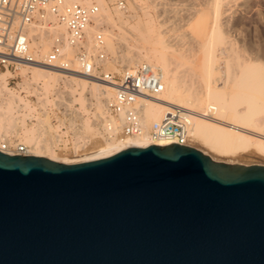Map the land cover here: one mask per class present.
Returning a JSON list of instances; mask_svg holds the SVG:
<instances>
[{"label":"water","instance_id":"1","mask_svg":"<svg viewBox=\"0 0 264 264\" xmlns=\"http://www.w3.org/2000/svg\"><path fill=\"white\" fill-rule=\"evenodd\" d=\"M0 264H264V166L195 148L0 152Z\"/></svg>","mask_w":264,"mask_h":264},{"label":"bare ground","instance_id":"2","mask_svg":"<svg viewBox=\"0 0 264 264\" xmlns=\"http://www.w3.org/2000/svg\"><path fill=\"white\" fill-rule=\"evenodd\" d=\"M66 1L69 4L87 5L95 2L99 6L94 23L85 31L86 49L89 53L96 55L94 40L100 32L105 36L104 52L111 54L114 62L121 63L127 70L142 63L157 68L163 76V91L158 96L140 100L142 133L127 136L121 134V123L107 115V105L116 92L113 83L45 66H26L21 71L26 74L29 70L31 78L25 80L21 86L36 95L40 108L53 104L58 106L66 102H81L82 109H94L92 120L83 118L81 114L79 138H91L95 141V148L79 154L77 145L74 156L78 158L69 159L59 156L56 152L57 134L46 121L47 117H37L33 113L35 107L9 87L8 76L11 72L5 71L0 73V136L15 137L30 148L31 156L63 164H77L106 158L128 148L170 145L167 141H150L149 134L153 123L160 121L171 108H178L186 114L191 124L188 146H193L191 142H200L208 147V152L202 150L203 154L215 162L264 166V117L261 119L259 116L260 111L264 109V51L252 44L244 46L241 40L238 41V47L233 45L224 30L232 23L235 28L232 29L239 39L243 36V30H246L243 26L244 19L250 18L253 12L257 17H262V6L253 0H210L207 12H200L203 17H199L201 22L198 25L202 23L203 27L199 34L187 35L183 32L185 34L182 35L181 32L176 36L173 33L176 36H172V40L175 38L174 47L167 43L161 33H153V18L150 17L152 22L146 21V26L149 24L151 28L145 27L148 28L145 31L138 30L140 25V28L143 27L138 21V28H133L132 24L129 27L132 26L131 29L138 30L139 33L132 35L128 52L119 56L116 48L119 36L112 30H99L104 25L112 28H117V24L124 26L123 24L135 15H124L118 6V9L114 7L113 15L106 0ZM177 26L175 25L176 31L180 29ZM29 37L35 56L43 58L50 52L55 38L65 40L67 33L63 26L39 25L31 27ZM64 50L67 58L74 60L75 50L67 44ZM218 51L221 54L232 52L226 59L223 57L224 71L221 70L222 64L220 65L219 56L216 54L217 52L219 55ZM246 51L252 55H247ZM199 54L202 58H199ZM107 64L109 61L106 59L103 62L104 69L109 70ZM60 81L70 87L66 89V94L57 90ZM74 84L78 86L77 89ZM78 90V97L74 99ZM86 94L90 95L93 103ZM26 116L35 118L37 122L32 127H27ZM85 129H89L92 134H88ZM249 158L257 160L249 161ZM254 161L255 163H252Z\"/></svg>","mask_w":264,"mask_h":264},{"label":"built area","instance_id":"3","mask_svg":"<svg viewBox=\"0 0 264 264\" xmlns=\"http://www.w3.org/2000/svg\"><path fill=\"white\" fill-rule=\"evenodd\" d=\"M123 2L119 8H123ZM99 13V6L92 2L69 4L66 0H0V69L17 71L26 66H45L61 72L83 75L85 77L113 83L116 87L114 97L107 105V115L121 123V134L127 136L142 133V116L140 100L145 97L158 96L164 88L163 76L154 66L142 63L115 76L103 70L106 60L103 35L98 32L94 40L96 55L86 49V29L94 23ZM65 27V40L55 38L50 52L43 58H37L31 49L29 32L35 26ZM65 44L75 50L74 60L67 58ZM57 90L67 93V85L60 81ZM74 103L46 105L35 113L50 114L51 107L66 120H54L56 125V151L64 153L68 150L82 154L91 148L94 140L79 138L80 124L73 108ZM26 121H35L27 118ZM52 126V125H51ZM190 121L186 114L178 108H171L160 121L153 123L150 141H167L171 144L188 146ZM53 127V126H52ZM54 128V129H55ZM110 130V125L108 124ZM0 152L9 156H31L30 148L15 137L0 136ZM74 155V154H73ZM74 158H78L77 156Z\"/></svg>","mask_w":264,"mask_h":264},{"label":"rangeland","instance_id":"4","mask_svg":"<svg viewBox=\"0 0 264 264\" xmlns=\"http://www.w3.org/2000/svg\"><path fill=\"white\" fill-rule=\"evenodd\" d=\"M253 1L256 2L257 4H259L260 6H262L261 7L262 11H263L262 17H257L256 13L253 12L252 13L253 15L251 14L250 18L248 17V19H247L248 21L245 20L246 19L245 18L244 19L245 22L243 21L244 22L243 26H244V29H246V30H243V34H242L243 36H241L239 39H238L236 32L233 31L235 28H234L232 23H231L232 27H231V24H229L230 27L226 26L224 30L226 32L225 34H226L227 38L231 41V43H233V45L238 47L240 45L238 43V41L241 40V41H243L242 43L245 44L244 46L252 44L254 47L255 46L259 47V48L261 47L260 49H263V51H264V5H261V4H264V0H253ZM120 2H123V4H124L123 9L120 8V12L122 11V13H124V15H128V14L129 15H135L136 17L135 16H133V17L137 18L138 20L131 17L130 18L131 20L129 19V21H128L130 24L128 22L126 24H123L124 26L117 24L118 27H121L120 28L121 30L118 29V27L112 28L108 25L107 26L104 25L103 27H101V29L99 31L112 30V32H114V34L119 36V37H117L116 48H117V54L119 56H122L124 53L128 52V50H129L128 46L129 45L131 46L132 37L134 35H137L140 30H144V31L148 30V28H151V26L152 27L154 26V29H152L153 33H155L156 35L158 33H161L164 36V39L167 41V43L171 44V46L174 45V39H175L174 37H176L177 34H181V32H182V35L185 34L183 32H186L187 35H190L191 33H192L191 35H193V33L199 34L200 29L203 27V26H201L202 23H200L201 24L200 26L198 25L199 22H201L200 21L201 19H199V17L202 16V13H200V12H203V11L207 12V7H208L210 0H114V1L113 0H106L107 6L111 10V13H113V15H115L114 14V12H115L114 7L117 8V6H118V8H119ZM131 5L133 6L134 10H131V9H133V8H131ZM156 7H158V8H156ZM156 9H160V10L157 11ZM143 11H145V12H143ZM147 12L149 14H147ZM145 13H146V15H145ZM175 15L177 18L175 17ZM138 17L140 18V20ZM150 17L153 18V20ZM147 20L148 21L152 20L154 23L152 21L151 22L154 25L151 24V26H150L149 24H147V26H146ZM138 21H139V24H143L142 25L143 29L140 28L141 25L139 26L140 29L138 28V25H139ZM148 21H147V23H148ZM141 22H143V23H141ZM131 24H132L133 28L137 27L139 31L138 30L135 31V29L132 30L131 29L132 26L129 27V25H131ZM175 25H178L177 26L178 28L180 27V29H178L179 31L175 30V28H176ZM145 27H148V28H145ZM227 28H229L230 31H228ZM232 28H234V29H232ZM134 32H137V33L134 34ZM173 33H175L174 35H176V36H174ZM234 34H235V36H234ZM130 36H131V38H129ZM172 36H174L173 40H172ZM104 37L105 36H103V39H104ZM258 44H259V46H258ZM218 52H220V51H218ZM248 53L249 52H247L246 54L252 55L251 52L249 54ZM216 54H217V56H219L218 58H219L220 65L222 64L221 70L223 69L222 71H224V66H223L224 64L223 63H224V60L226 59L225 57L232 55V52L227 51V53H222V54L220 52L219 55L216 52ZM105 55H106V59L109 61V64H107L109 66V68H108L109 70H106L103 67V70L105 72L112 73L115 76H118L123 71L127 70L126 67L122 66L121 63L114 62L111 54L105 53ZM199 58H202V56L200 54H199ZM262 63H263V59H262ZM22 69H25V67H23L17 71L8 70L9 73L11 72L8 76L9 87L17 95H20L25 100L29 101L33 106L37 107V109H40V107L37 103L36 95L34 93L27 92V90L23 89L21 86L25 80L31 78V72H29V70H28V71H26V74H24L22 72L23 71ZM4 72H5L4 69H0V73H4ZM76 87L78 88V86L75 85V88ZM68 89H70V87H68ZM79 92H80L79 90H78V92L76 91V93H75L76 96L73 97L74 99H75V97L76 98L78 97L77 93H79ZM86 97L89 99L90 95L86 94ZM90 102L93 103L91 98H90ZM69 103H72V102H69ZM80 103L81 102H78V103L74 102V104H73V108H76L77 112H78L75 115V118L79 124H81V114L83 115V118H85V119L89 118L90 120H92L93 119V112H94L93 108L87 109V110L82 109ZM41 108H43V106H41ZM37 109L35 111H37ZM55 110H56L55 107H51L50 114L47 116V120H46L50 125L53 126L52 128H55L57 125V124H55V122H53L54 120L57 123H58V121H61V119L66 120L65 117H63L62 115H59V112H57ZM35 111L33 113L37 117L45 118V116H42L41 114L38 113L39 111L37 113H35ZM259 116L261 119H263L264 109H262L260 111ZM27 118H29V116L25 117V125L27 127H32L37 122V121L36 122L35 121H26ZM32 119H35V118H32ZM54 130L56 131L57 129L55 128ZM85 131L88 134H92L89 131V129H85ZM94 143H95V141L92 142L91 148H89V150H92V148L96 145ZM191 144L193 145L192 146L193 148L197 149L200 152H202V150L206 151L208 149V147H206L205 145H202L200 142L199 143L198 142L197 143L191 142ZM189 147H191V146H189ZM56 152L61 157H67L69 159H75L74 158L75 151H73V150H68L64 153H59L58 151H56ZM207 152H208V150H207ZM248 160L253 161V160H257V159L249 158ZM252 163H255V161Z\"/></svg>","mask_w":264,"mask_h":264}]
</instances>
